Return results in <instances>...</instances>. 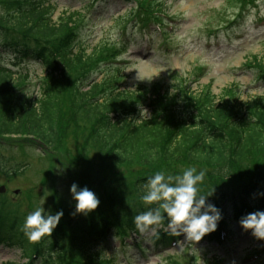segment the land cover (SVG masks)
Wrapping results in <instances>:
<instances>
[{"label":"trees","instance_id":"1","mask_svg":"<svg viewBox=\"0 0 264 264\" xmlns=\"http://www.w3.org/2000/svg\"><path fill=\"white\" fill-rule=\"evenodd\" d=\"M120 1L136 3L129 12L130 23L134 25L147 27L161 19L164 12V1ZM56 7L51 0H0V137L24 136L29 146H49L59 142L65 127L87 122L94 133L92 141H101L105 149L98 171L93 174L84 171L83 176L97 183L99 175L114 176L112 169L116 163L122 167L126 164L129 170L125 176L132 183L123 178L124 193L118 190L119 195L115 191L98 195L102 208L98 204L95 222L89 219L88 223H58L39 245L37 241H29L22 231L24 215L3 210L13 198L0 195V243L20 247L27 257L35 249L36 257L33 255L23 264H37L40 259L39 264H118L111 238L124 239L138 230L134 217L157 206V202L146 204L142 199L133 200L135 195L144 194L146 179L158 171L176 175L188 167L197 171L205 169L198 191L212 193L206 195V203L215 205L221 213L216 230L201 238L207 237V243L232 238L233 233L228 231L224 237L221 229L233 219L264 210V195H261L264 193L263 95L238 102L232 87L218 96L209 87L194 93L179 85L178 93L162 89L156 93L152 88L140 90L150 92L140 97L137 91L119 92V79L125 67H117L111 77H105V86L113 84L114 87L103 90L99 83L88 82V78L97 61L115 58L104 53L106 46L115 42L108 44L100 39L88 53L80 46L84 40L77 41L82 27L81 14L64 13L54 20ZM103 9L110 12L108 6ZM119 21L115 19L113 25ZM6 61L14 62L15 66L11 67L18 68L8 67ZM27 63L37 65L44 74L31 73ZM250 65L264 85V60L253 58ZM85 70L90 72L83 73ZM31 82H37L41 90L39 97H33ZM150 94L155 95L156 103ZM147 109L149 117L144 112ZM83 137L89 140L88 136ZM12 144L21 143L9 144L0 138V148H6L0 151V173L5 179L22 175L27 168L25 159L5 156L4 152L10 148L3 145L13 147ZM85 146L79 152H85ZM62 149L63 144L58 151ZM63 154L70 159L69 153ZM52 161H59V157ZM80 168L86 169L87 165H78L77 169ZM51 176L55 178L54 174ZM237 183L239 186L234 188ZM130 199L134 207L128 208L124 202ZM161 216L153 225L161 221L169 223L162 209ZM153 238L156 246L170 242L161 230ZM123 247H129V243L124 242ZM106 251L112 254L106 256ZM249 253L261 254L256 264H264V243ZM216 261L214 256L206 264H216ZM172 263L180 264L178 259Z\"/></svg>","mask_w":264,"mask_h":264},{"label":"rangeland","instance_id":"2","mask_svg":"<svg viewBox=\"0 0 264 264\" xmlns=\"http://www.w3.org/2000/svg\"><path fill=\"white\" fill-rule=\"evenodd\" d=\"M162 1H164L162 13L167 17L165 22L160 24L159 29L163 28L167 35L153 31L155 29L153 23L147 27L130 23L129 12L136 4L133 1L121 3L119 0H108L105 6L110 8V12L106 14L104 10L97 11L96 14L92 13L93 7L90 6L89 0H51V3L57 6L53 14L54 20L59 19L64 13L79 12L81 14L82 27L78 39L84 40L83 45L80 46L86 48L88 53L100 39H105L108 44L115 42L106 46L107 50L104 52L106 55L113 54L115 58L113 59L112 56L102 58L92 68H96L101 63L112 64V70L108 74L97 70L90 76L91 83H99L103 90L107 83L104 79L115 73L113 69L117 66L116 62L125 61L127 64L123 62L120 64L121 67L125 66V69L119 79V92L137 91L140 97H144L150 92L140 90L153 88L152 90L156 93L159 89L178 93L179 85H183L187 92L194 93L203 92L209 87V90L218 96L224 95L227 89L232 87L238 102H246L259 95L264 97V85L257 81L254 68L250 67L253 58L264 60V0H257L254 6L250 5L241 17L240 11L244 8V0L238 3L237 0H157V2ZM124 15L125 17L121 18ZM115 19H120L119 24L113 25ZM161 20L163 17L158 19V21ZM133 26L135 28L132 33ZM6 64L12 63L6 61ZM29 66L31 73L37 76L44 74L37 65ZM31 86L33 97H39L41 90L38 89L37 82H31ZM111 86L114 87L111 84L106 88L111 89ZM153 97L156 103L157 98L155 95ZM145 115L150 116L148 109L145 110ZM85 123L65 127L64 135L62 134L58 143L43 147L29 146L31 144H26L28 141H24V136L0 137L9 144L14 141L21 143L20 145L12 144L13 147L3 145L10 148L4 154L16 160L25 159L27 165L22 175L12 179H5V176L0 173V184L7 186L5 193L8 194L7 196L10 195L9 198H13V201L3 209L4 211L7 209L26 216L36 207L42 206L50 214H55L57 211L63 212L58 221L59 224L61 222L64 224L95 222L98 219L95 215L98 209L87 215L75 213V202L69 193L70 185L75 182L79 187L87 186L97 198L106 191H115L118 195V190L124 193L121 180L124 178L127 183H132L131 178L125 176L129 170L126 164L122 167V165L117 166L118 163H116L112 169L114 176L103 178L99 175L97 183L83 176L84 171L91 174L93 171H98L99 160L103 157L105 149L101 141H92L93 130ZM76 127L79 128L75 135ZM84 127L87 129L85 132ZM84 135L88 136L89 140H86ZM62 144L63 149L58 151V147ZM85 145L87 149L83 152ZM80 148H84L82 153L79 152ZM5 149L0 148V151L3 152ZM65 151L70 154L71 161L66 159V155L63 154ZM56 157H59V161H52ZM84 163L87 165L86 169H77L78 165L81 166ZM49 170L55 178L51 179L47 176ZM200 170L205 171L204 168ZM143 172L144 170L141 171ZM168 175L176 176L172 172L166 173L165 176ZM228 186L230 185L226 187ZM234 186L236 188L239 184ZM16 190L18 191L15 193ZM208 194L211 193L206 190L198 191V195ZM133 200L140 201L141 196L135 195ZM129 202H132L131 199L126 200L124 205L128 208L134 207ZM99 206L102 208L100 204ZM235 225V222L232 223L233 227ZM173 229L170 226L166 227V230ZM141 233L148 238L153 231ZM263 243L264 240L257 239L249 232L236 236L231 243L224 246V249H218L202 244L201 240L197 242L186 240L183 235V239L181 238L172 249L157 256H150L147 262L136 260L133 264H173L175 259H178L180 264H206L214 256L224 257L230 264H242L243 257L250 255L246 253L255 250ZM111 244L114 248L118 241L111 239ZM128 252L131 254L134 251L130 249ZM111 254L110 251L105 252L106 256ZM119 258L122 259V255H119ZM25 261L26 256L20 247L0 245V264H22ZM245 264H256V261Z\"/></svg>","mask_w":264,"mask_h":264},{"label":"clouds","instance_id":"3","mask_svg":"<svg viewBox=\"0 0 264 264\" xmlns=\"http://www.w3.org/2000/svg\"><path fill=\"white\" fill-rule=\"evenodd\" d=\"M204 175V170L188 167L176 176H165L160 171L149 176L141 199L146 204L157 202V206L134 217L136 228L143 232L149 225L158 223L162 218V209L169 218V226L179 229L186 240L197 242L204 235L215 231L222 217L215 205L206 203V197L212 193L198 195V185ZM69 193L75 202V213L87 215L99 204V199L87 186L79 187L73 182ZM62 215V211L50 214L42 206L36 207L25 216L22 230L29 241L40 240L51 235ZM238 223L242 229L251 230L257 239L264 240V210L243 215Z\"/></svg>","mask_w":264,"mask_h":264},{"label":"bare ground","instance_id":"4","mask_svg":"<svg viewBox=\"0 0 264 264\" xmlns=\"http://www.w3.org/2000/svg\"><path fill=\"white\" fill-rule=\"evenodd\" d=\"M51 175H53V174H52L51 171L49 170V171L47 172V176H48L49 178L52 179V176H51ZM53 178H54V176H53Z\"/></svg>","mask_w":264,"mask_h":264},{"label":"water","instance_id":"5","mask_svg":"<svg viewBox=\"0 0 264 264\" xmlns=\"http://www.w3.org/2000/svg\"><path fill=\"white\" fill-rule=\"evenodd\" d=\"M0 191H3V187L0 188Z\"/></svg>","mask_w":264,"mask_h":264}]
</instances>
